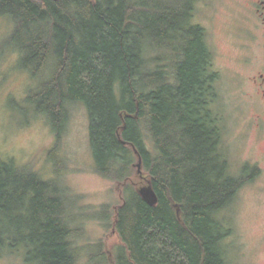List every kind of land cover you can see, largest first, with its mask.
<instances>
[{
    "label": "trees",
    "instance_id": "obj_1",
    "mask_svg": "<svg viewBox=\"0 0 264 264\" xmlns=\"http://www.w3.org/2000/svg\"><path fill=\"white\" fill-rule=\"evenodd\" d=\"M198 1L0 0V16L14 23L10 41L22 44L21 67L38 80L27 102L56 140L69 104L83 102L94 170L124 184L116 219L108 205L100 214L124 244L108 264H227L220 213L259 173L249 163L230 171ZM139 158L156 205L131 182ZM69 199L58 174L0 158V257L79 264ZM106 256L99 251L101 262Z\"/></svg>",
    "mask_w": 264,
    "mask_h": 264
},
{
    "label": "rangeland",
    "instance_id": "obj_2",
    "mask_svg": "<svg viewBox=\"0 0 264 264\" xmlns=\"http://www.w3.org/2000/svg\"><path fill=\"white\" fill-rule=\"evenodd\" d=\"M246 4V0H200L194 11V21L207 30L214 67L219 70L215 82L218 95L212 108L221 114L223 149L230 171L239 173L246 163L260 168L220 213L230 229L226 228L229 234L222 241L227 264H264V137L243 85L248 72L243 63L248 38ZM13 29V20L0 16V158L33 164L46 178L58 174L72 197L69 204L77 219L73 225L78 232L79 264H108L106 259L113 260L124 244L113 226L104 225L100 214L108 205L116 219V206L124 201V184L95 172L90 119L83 102L69 104L60 140L46 117L27 102L38 80L21 67L22 44L17 40L11 43ZM144 176L137 168L131 180L137 190L148 184ZM99 251L107 254L102 262ZM21 254L2 256L0 264H27Z\"/></svg>",
    "mask_w": 264,
    "mask_h": 264
},
{
    "label": "flooded vegetation",
    "instance_id": "obj_3",
    "mask_svg": "<svg viewBox=\"0 0 264 264\" xmlns=\"http://www.w3.org/2000/svg\"><path fill=\"white\" fill-rule=\"evenodd\" d=\"M246 1L245 18L248 38L247 42L244 43L247 52L244 55L243 63L248 68V72L243 78V85L252 100L250 104L256 108V123H258V129L264 137V0ZM215 70L219 72V70ZM124 203L125 200L116 206V213L114 212L116 215Z\"/></svg>",
    "mask_w": 264,
    "mask_h": 264
},
{
    "label": "water",
    "instance_id": "obj_4",
    "mask_svg": "<svg viewBox=\"0 0 264 264\" xmlns=\"http://www.w3.org/2000/svg\"><path fill=\"white\" fill-rule=\"evenodd\" d=\"M137 168L139 172H142L141 158H139ZM147 183L148 184L143 185L138 189V193L147 203L150 205H156L158 203V195L149 180Z\"/></svg>",
    "mask_w": 264,
    "mask_h": 264
}]
</instances>
